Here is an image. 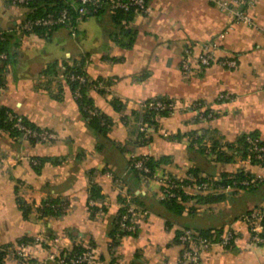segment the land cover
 <instances>
[{
  "label": "crops",
  "instance_id": "obj_1",
  "mask_svg": "<svg viewBox=\"0 0 264 264\" xmlns=\"http://www.w3.org/2000/svg\"><path fill=\"white\" fill-rule=\"evenodd\" d=\"M147 13H134L116 22L110 13L90 16L72 29L60 27L22 33L18 26L33 14L30 6H14L0 0V30L13 34L9 40L11 61L2 70L0 103L37 128L58 134L51 142H34L23 135L0 130V248L28 238L44 241L30 252L42 264H57L51 257L75 247L94 249L103 260L127 264H183L176 241L184 228H233L237 242L232 248H212L197 264H264V242L251 241L240 216L264 206V166L245 165L244 159L222 162L207 158L191 143L236 144L246 133L264 140V0L250 10L259 29L235 23L230 12L210 0H148ZM41 14L46 11L40 6ZM32 14V15H31ZM130 43V46L128 45ZM214 47L217 57H234L236 68L192 66L189 76L181 69L185 50L194 54L203 45ZM82 63L92 80L106 88L89 89L96 109L112 126L107 137L89 127L63 72L65 66ZM55 65V68H50ZM228 94L229 100H218ZM203 101L214 111L211 119H199L190 111L157 116L140 144L137 129L143 104L152 98ZM117 100L122 109L114 108ZM102 144V146H100ZM130 154L165 157L157 167L177 179L195 174L218 179L240 170L253 176V190L229 188L190 197L191 209L181 214L162 204L160 186L145 182L128 167ZM53 158L36 169V160ZM122 179L118 191L106 171ZM100 189L105 202L90 207V187ZM222 194L215 202L208 195ZM134 196L142 212L135 234L117 242L116 254L108 247L110 233L124 201ZM31 207L24 218L17 199ZM199 198H201L199 200ZM47 199H59L68 209L59 216H42ZM264 237V236H263ZM4 264H19L12 256Z\"/></svg>",
  "mask_w": 264,
  "mask_h": 264
},
{
  "label": "built area",
  "instance_id": "obj_2",
  "mask_svg": "<svg viewBox=\"0 0 264 264\" xmlns=\"http://www.w3.org/2000/svg\"><path fill=\"white\" fill-rule=\"evenodd\" d=\"M39 0H7V2L14 6H29L30 4ZM55 3H62L60 8L52 10L45 15L26 18L19 26L18 30L22 33H36L38 28H60L68 27L72 29L73 35H75L74 26L90 16H96L102 13L114 14L117 12H134V13H147L149 11L148 0H51ZM221 10L230 12L233 15L235 23H241L248 27L259 29V25L253 18L250 10L259 0H210ZM264 37V28H260ZM4 39L3 33L0 32V42ZM7 54L0 52V61L7 60ZM194 64L200 67L207 68L212 65H219L224 68H236L238 62L234 57H222L219 58L215 54L214 47L205 44L201 48V52L196 55L190 49L185 50L184 57L181 60V69L185 76H189ZM72 66V65H70ZM70 81H77L79 85L89 84V89L101 90L105 89L106 85L102 80H90L84 72L70 73L68 76ZM2 86L0 84V91ZM80 93L74 92V98H78ZM228 94H220L218 100H229ZM0 103V107H1ZM143 107L158 112L168 111V113H174L178 111H192L199 119H211L214 117V111L203 101H181L175 98L158 97L147 100ZM207 112V113H205ZM17 128L22 132V135L28 140H34L35 142H51L58 139V134L40 128H31L23 120L22 116H17ZM140 132H147L148 125L140 121L138 125ZM247 143V150L249 156L244 159L245 165H258L264 164V140L256 134L246 133L244 134ZM193 148L197 151L203 147L197 142L191 143ZM222 145V146H221ZM227 150L224 147V143H220V147L215 150L211 149V146H204L203 155L207 158H216L219 151ZM150 156H138L130 154L128 161L140 174L143 181H155L160 186L162 199L176 198L182 202L186 211H190V201L182 200L181 193L190 197L198 194H204L207 192H213L217 190H228L227 188H216L215 181L221 179H207L204 180L200 176H194L190 174L187 178L189 182L187 184L182 183L184 179H177L169 176L163 172H159L158 169L152 171L147 165V161ZM36 163V162H34ZM106 176L112 180V186L115 191H118L122 179L117 177L113 171H106ZM242 184L246 187L255 185V180H244ZM105 205V202L97 201L90 198L89 206H98L101 211V207ZM127 211L119 216V219L115 224V232L109 238L108 247L112 254H116L117 242L120 238L126 234H131L137 231L141 222L142 212L138 209L130 199V196L126 199ZM63 211L68 209V204L63 201L60 205ZM264 217V206H258L252 210L244 213L240 216V222L243 223L249 231L251 241L256 244L264 242V227L262 225V219ZM44 240L40 237L34 238L33 242H14L8 246L5 250L4 258L12 256L19 264H42L37 258L30 252V248H37ZM237 242V232L233 228H224L220 232L212 231L211 234L205 236L194 230L193 228H184L177 236V243L181 247L179 261L183 264H197L202 260L204 253L209 252L212 248H220L225 250L232 248ZM51 259H54L57 264H127L124 261L114 259L111 261L103 260L100 255L94 249H85L81 253L75 252H63L57 255H53Z\"/></svg>",
  "mask_w": 264,
  "mask_h": 264
},
{
  "label": "trees",
  "instance_id": "obj_3",
  "mask_svg": "<svg viewBox=\"0 0 264 264\" xmlns=\"http://www.w3.org/2000/svg\"><path fill=\"white\" fill-rule=\"evenodd\" d=\"M42 5H44V7L46 8V11L41 14V11H40L41 7L40 6H42ZM29 6L32 7L34 10L32 13L33 15L31 14L32 16H29L28 18H33V17L45 15L46 13H48L52 10L60 8L62 6V3H55L51 0H39L37 2L30 4ZM133 14H134V12H128V13L117 12V13L111 14V16H112L114 21L120 22L124 19L130 20ZM54 29H57V28H51V29L38 28L36 30V33L39 35H42L45 31H51ZM0 32H2L3 36H4V39L0 42V52H5L7 54V57H8L7 60L0 61V84H1V86H3L2 70H3L4 66L8 62L11 61V58H12V54H11L10 49H9L10 48L9 40L11 39L13 34H9L8 32H3L1 30H0ZM128 45L130 46V43ZM50 68L54 69L55 65H52ZM63 72L66 76L68 83L70 84L73 95H74V92H76V91H78L80 93V96L78 98H76V101L78 102V105L80 107V111H81L82 115L86 119H88L89 127L96 134L106 138L108 135V132L112 126V121L107 115L98 111L96 109V107L94 106L92 99L88 96V93H87L89 90V88H88L89 84L87 83V84H84L81 86V85H79V83L77 81H70L68 79V76L70 73H76L77 74V73L83 72L82 71V63L81 62H75L72 64V66H65L63 68ZM113 105H114V108L116 110H118V111L123 110L121 104H119V102L117 100L113 101ZM205 113H207V112H205ZM168 114H169L168 111L156 113L155 111H151V110L144 108V113H143V115H141L140 119H141L142 123H146L149 126V125L155 124V122H156L155 118L157 116H166ZM17 116L18 115L12 113L7 108H4L3 106H1L0 107V130L8 132L10 135L20 137L22 135V132L17 128V125H16ZM23 120L31 128H37L33 124H30L29 122H27L24 118H23ZM145 134H146L145 132H140L139 129H137V138H138V142L140 144H144V143L148 142L146 137H145ZM253 134H256V133H253ZM31 141H34V140H31ZM192 142L199 143L196 140H193ZM100 146H102V144ZM201 146H203V145L201 144ZM217 147H220V143L215 142L213 145H211L212 150H215ZM224 147H226L227 150L219 151L217 153V157L214 159H216L218 161H222V162H232V161L236 160L237 158L245 159L250 155L248 150H247V143H246L244 135H242L238 139L236 144H224ZM203 150H204V146L200 149V152L203 153ZM165 159L166 158L163 157V158L156 160L152 157H149V159L147 161V165L151 168L152 171H155L157 169V167H159L165 161ZM47 161H54V159L53 158H42L41 162H38L36 160V163H35L36 169L39 170V165L41 163H45ZM263 166H264V164H263ZM128 167H129V170L135 176L140 175L139 172L133 166H131L130 161H128ZM192 175L198 176L195 174H192ZM220 179H221L220 181H215V185H216L215 187L216 188H220V187H222V188L230 187L231 188L232 187V188L253 190L257 187V186L246 187L242 184V182L244 180L254 179L253 176L246 173L244 170H240L234 175L222 174V177H220ZM204 180H207V179H204ZM188 182L189 181L187 179H184L182 183L187 184ZM217 191H219V190H217ZM181 197H182V200H188L190 198V196L185 195L184 193H181ZM223 197L224 196L222 194H214V195H208V196L204 197L203 200L207 201V202H215V201L221 200ZM90 198H92V199L101 198L100 189L96 185H92L90 187ZM130 199H131V202L139 209V207L134 202L135 197L130 196ZM200 199L201 198H199V200ZM17 203H18V207L20 208V210L23 213L24 218H28V216L31 212V207L28 206L20 198L17 199ZM61 204H62V202L59 199H47L42 203V206L39 208V211H40L42 216H51V215L59 216L63 213L61 208H60ZM162 204L170 212H172L174 214H181L185 211V206L182 204V202L178 201L176 198L163 199ZM94 208H97V207L95 206ZM190 209H191V207H190ZM126 211H127V207H126V200H125L124 201V207L122 208L121 212L117 216L116 221L119 219V216L121 214L125 213ZM115 224H116V222H115ZM115 224H114V227L110 233L111 236L115 232V230H114ZM262 225L264 227V217L262 219ZM188 228H190V227H188ZM194 230L198 231L202 235L207 236V235L211 234L212 231L220 232L222 229H220V228L219 229L218 228L217 229H215V228H204V229H194ZM135 233H136V231L131 233V234H135ZM262 236H264V234H262ZM20 241L29 242L31 240L24 237V238L19 239L17 242H20ZM176 241H177V237H176ZM8 246L9 245H7L3 248H0V264H4L5 250L8 248ZM84 250L85 249L75 247L71 252L81 253Z\"/></svg>",
  "mask_w": 264,
  "mask_h": 264
}]
</instances>
